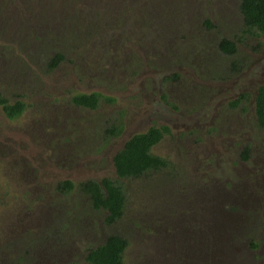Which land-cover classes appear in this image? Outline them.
Here are the masks:
<instances>
[{"label": "rangeland", "instance_id": "374dc122", "mask_svg": "<svg viewBox=\"0 0 264 264\" xmlns=\"http://www.w3.org/2000/svg\"><path fill=\"white\" fill-rule=\"evenodd\" d=\"M238 4L0 0V97L25 105L13 120L0 106V264H85L110 234L123 264H264V35ZM91 93L95 110L71 103ZM161 126L150 152L167 168L118 180L114 155ZM103 179L125 196L111 225L78 187Z\"/></svg>", "mask_w": 264, "mask_h": 264}, {"label": "trees", "instance_id": "16d2710c", "mask_svg": "<svg viewBox=\"0 0 264 264\" xmlns=\"http://www.w3.org/2000/svg\"><path fill=\"white\" fill-rule=\"evenodd\" d=\"M238 10L242 17L244 29L247 32L256 31L264 35V0H239ZM221 53L232 55L235 53V44L227 39H221L217 44ZM62 57L56 55L49 62V68H55ZM97 93L80 94L71 98V103L78 107L95 110L101 100ZM237 101L231 103L235 106ZM0 106L7 119L19 117L25 105L22 102L9 104L0 97ZM255 120L259 130L264 131V85L257 88L254 99ZM166 126L152 127L148 131L133 135L113 157V168L118 180L133 179L147 173L158 172L167 168L169 162L152 155L150 150L167 134ZM107 137L118 136L121 127L112 126L106 130ZM79 189L88 197L91 207L105 212V222L108 225L117 222L123 215L125 196L122 187L111 180L103 179L100 182L86 181ZM62 194L70 193L74 185L70 181L61 182L58 186ZM128 247V240L118 234H110L100 244L88 248L84 255L85 264H123V256ZM75 264V263H73Z\"/></svg>", "mask_w": 264, "mask_h": 264}, {"label": "flooded vegetation", "instance_id": "af4514ba", "mask_svg": "<svg viewBox=\"0 0 264 264\" xmlns=\"http://www.w3.org/2000/svg\"><path fill=\"white\" fill-rule=\"evenodd\" d=\"M260 85H264V84H261V83H260ZM260 85H258L257 88H258ZM257 88H256V91H257ZM255 96H256V94H255ZM235 101H236V100H235ZM168 132H169V131H168ZM164 135H165V134H164Z\"/></svg>", "mask_w": 264, "mask_h": 264}]
</instances>
